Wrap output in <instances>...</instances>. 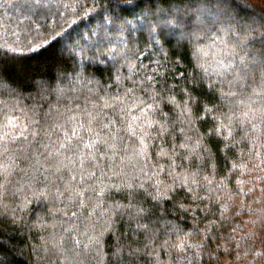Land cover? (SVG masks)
I'll return each instance as SVG.
<instances>
[{
	"label": "snow or ice",
	"instance_id": "1",
	"mask_svg": "<svg viewBox=\"0 0 264 264\" xmlns=\"http://www.w3.org/2000/svg\"><path fill=\"white\" fill-rule=\"evenodd\" d=\"M104 2L14 5L30 24L0 43V264H264V0ZM134 33L161 52L191 44L203 74L175 50V76L170 61L144 65ZM53 46L57 98L66 79L94 87L64 111L24 106L28 88H51L25 53ZM108 199L81 230L82 210Z\"/></svg>",
	"mask_w": 264,
	"mask_h": 264
},
{
	"label": "trees",
	"instance_id": "2",
	"mask_svg": "<svg viewBox=\"0 0 264 264\" xmlns=\"http://www.w3.org/2000/svg\"><path fill=\"white\" fill-rule=\"evenodd\" d=\"M21 2V0H0V43H3L5 39L12 41L15 39V37L12 35L13 32L21 33V36H23V33L21 32V29L26 30L28 28V25L30 24V21L26 19L27 13L23 12L18 7L14 6ZM101 7L106 6L104 0H100ZM249 3H252L256 5L257 7L260 6L261 0H249ZM128 18H131L130 16ZM133 39L137 42L135 44H131L130 47L136 52L137 60L142 61L144 65H148L151 67H154V61L159 60L162 64L165 61H170L167 64V67L169 69L173 70V75L175 76V70L173 69V64L177 61L178 57L173 54V51L179 52L184 57L182 63L178 65L180 67L181 71H183L186 75L189 77L193 75H202V70L197 67V61L193 56V46L191 44H187L186 48H176L175 41H173V46L169 48L168 46H165V51H157V49L150 44L147 43V37L143 40L140 39L139 33L133 34ZM204 43H208L207 41H204ZM142 53V54H141ZM26 55H29L32 57V59L29 61L30 67L36 69V71L33 73L37 81L44 80L47 84L51 85V88L48 89V94L45 99H40L38 93L41 91L40 87L38 85H33L31 88H28L25 92V99L23 100L24 106H30L34 102L39 101V103L43 106L44 110L47 111L49 106H51L53 109L59 108L61 111H64V106H71L73 108L76 107L77 103L82 104L83 103V96L87 94V87H94V85H88L87 87L84 86L81 83H77L75 81L69 82L67 79L63 82L61 85L65 88V94L62 98L58 99L55 92L52 91L53 88H55L58 84V81L56 79L57 76V70L59 67L60 62V53L56 46H53L51 48H48L44 51H40L38 53H25ZM207 61L214 62L215 57H213L212 53L210 52L207 57L204 58ZM110 65H100V71L96 72L95 78L100 81H105L108 78L107 72L104 71L105 67H108ZM66 67L71 70V65H66ZM124 74L128 75L127 69H123ZM209 71H212V67H209ZM212 79H216L215 76L212 77ZM172 81H169L171 83ZM125 84L130 86V82L125 81ZM14 86V85H11ZM226 88L227 85H224ZM75 89V91H74ZM117 89H112V91H116ZM31 93V97L28 96V93ZM74 96H80L81 99L79 101H76L73 99ZM71 101V104H70ZM55 115V112H53V116ZM154 143H160L159 141H156ZM170 146V144L168 145ZM239 147H243V144H241ZM238 150V149H237ZM131 151V149H129ZM246 159V157H245ZM161 163H164V160L160 161ZM223 165L221 164V167ZM123 168V171L125 173H128L129 176L123 177L124 179L130 178V175H135L136 170L131 167L129 164L127 167L121 166ZM118 171L119 169H114ZM204 173H202L203 175ZM223 173H218L215 177L216 180H219L221 175ZM99 175V173H97ZM110 178L112 180H117L116 177H111V174H109ZM162 178H166V172L161 173ZM235 179V176L233 177ZM243 179H247V177H243ZM109 182V178H105V183ZM201 195H204L203 192L200 193ZM116 200L119 201V195L115 194ZM126 202V201H125ZM113 203L112 199L106 200V202L100 207L95 209L94 214L91 216L88 215L89 212L92 211L91 206L85 208L83 211V215L80 217L79 220L76 221V223L80 226L81 230H92V225H96L99 227L100 224L103 223L104 216L102 215L106 209H108L111 204ZM73 209H69V216L71 215V211ZM79 211V210H78ZM63 219L67 220V217H64ZM72 223L71 220L68 221V223L63 224V227H68ZM119 226V225H118ZM49 231H53L52 229H49ZM39 242V241H37ZM192 242L191 240L189 241ZM21 247H24L23 244H21ZM27 251V249H25ZM12 264H29V257L27 255L24 256H18L13 255L11 257ZM41 264H44V262H41Z\"/></svg>",
	"mask_w": 264,
	"mask_h": 264
}]
</instances>
